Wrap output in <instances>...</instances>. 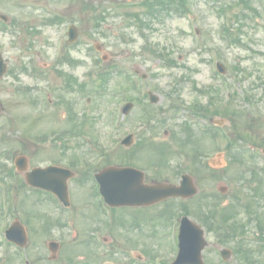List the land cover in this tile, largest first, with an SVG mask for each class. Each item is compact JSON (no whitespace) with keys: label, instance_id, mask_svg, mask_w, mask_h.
Segmentation results:
<instances>
[{"label":"rangeland","instance_id":"374dc122","mask_svg":"<svg viewBox=\"0 0 264 264\" xmlns=\"http://www.w3.org/2000/svg\"><path fill=\"white\" fill-rule=\"evenodd\" d=\"M137 1L0 0V14L8 17L6 23L0 20V52L8 63L0 79V180L11 186L0 185V195L8 189L12 213L6 220L18 218L28 234L24 248L6 243L0 235V264H169L176 254L171 234L178 221L170 225L165 217L178 218L184 209L205 229L206 264L227 263L213 247L220 244L217 240L236 252L231 263L247 264L242 256L248 252L249 264H264L263 249L256 248L255 221H249L245 212L246 207L264 226V159L239 149L249 143L264 146V0H178L177 12L160 6L146 10ZM229 3H235L234 16L225 32L221 8ZM36 4L41 7L35 9ZM70 23L77 26L78 38L61 47L62 56L72 57L73 62L57 55ZM95 44L102 51L97 52ZM101 54L107 58L98 64ZM216 62L224 66L223 74L217 72ZM135 68L147 74L144 83L128 78ZM69 74L74 77L71 88ZM101 74H109L102 78L103 87ZM133 82L136 87L138 82L139 92L128 91ZM146 88L158 101L152 104L150 126L144 128L138 120L149 103L142 96ZM125 93L133 96L134 106L119 118L115 108ZM194 108L207 120L223 119L224 124L207 132L190 122ZM117 118L119 128L114 124ZM69 127L77 133L59 135ZM127 129L136 131L130 152L114 149L112 142H118ZM187 133L195 138L188 146L183 142ZM178 135L181 141H174ZM140 140L150 144L146 159L147 146L142 148ZM164 146L167 152L174 151L162 162ZM191 147L205 151L198 161L190 157ZM100 148L113 151L108 162L132 161L148 179L176 182L180 173H189L199 191L183 200L185 206L177 198L150 209L118 208L113 211L118 221L110 224L107 220L113 216L106 218L97 208L99 201L88 178L82 184L74 178L69 181L71 205L64 209L23 184L13 189L15 178L5 174L18 155H25L30 167L68 164L82 155L93 163ZM181 149L188 153L184 163L178 153L171 158ZM216 153L222 157L209 163ZM220 185L226 187L225 193L218 192ZM158 213L160 217L154 219ZM147 214L152 221L143 220ZM223 221L243 223L246 237L222 228ZM6 222L0 221V228ZM50 240L60 243L55 260L48 259Z\"/></svg>","mask_w":264,"mask_h":264},{"label":"water","instance_id":"95a60500","mask_svg":"<svg viewBox=\"0 0 264 264\" xmlns=\"http://www.w3.org/2000/svg\"><path fill=\"white\" fill-rule=\"evenodd\" d=\"M4 70L5 66L2 64L0 58V76ZM18 163L22 167L25 162L19 159ZM43 172L48 173L49 171ZM130 173L132 172L128 168L121 169L112 167L105 170L99 177L102 194L109 204H151L168 196L181 195L185 197L196 192V188L193 186L191 179L187 176L179 188L160 183L143 187L141 177L131 176ZM20 231L17 237L14 236V228L10 229L9 234L10 236H14L23 245L26 238L22 228H20ZM203 234V230L196 223L184 217L180 225L179 252L173 264H204L201 251L207 245V242ZM49 248L54 254L57 250V244L51 242L49 243ZM221 253L224 258H227L230 251L223 249Z\"/></svg>","mask_w":264,"mask_h":264},{"label":"trees","instance_id":"16d2710c","mask_svg":"<svg viewBox=\"0 0 264 264\" xmlns=\"http://www.w3.org/2000/svg\"><path fill=\"white\" fill-rule=\"evenodd\" d=\"M229 230H233V231H239L242 233V223H238L236 221H234L229 227H228ZM263 240H264V234L262 236ZM241 244V243H239ZM242 246V245H241ZM236 253V252H235ZM244 258V257H242Z\"/></svg>","mask_w":264,"mask_h":264}]
</instances>
